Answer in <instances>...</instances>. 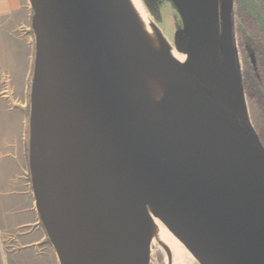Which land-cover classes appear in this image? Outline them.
<instances>
[{
    "label": "water",
    "instance_id": "water-1",
    "mask_svg": "<svg viewBox=\"0 0 264 264\" xmlns=\"http://www.w3.org/2000/svg\"><path fill=\"white\" fill-rule=\"evenodd\" d=\"M179 1L191 64L170 62L186 102L169 142L119 1L30 0L31 182L60 264H151L156 232L199 264H264V145L232 104L234 0L222 23L219 0Z\"/></svg>",
    "mask_w": 264,
    "mask_h": 264
},
{
    "label": "crops",
    "instance_id": "crops-1",
    "mask_svg": "<svg viewBox=\"0 0 264 264\" xmlns=\"http://www.w3.org/2000/svg\"><path fill=\"white\" fill-rule=\"evenodd\" d=\"M32 17L30 0H0V264H60L36 208L16 125L6 122L17 116L11 108L13 94L31 89L36 52ZM22 32L26 37L19 41Z\"/></svg>",
    "mask_w": 264,
    "mask_h": 264
},
{
    "label": "rangeland",
    "instance_id": "rangeland-1",
    "mask_svg": "<svg viewBox=\"0 0 264 264\" xmlns=\"http://www.w3.org/2000/svg\"><path fill=\"white\" fill-rule=\"evenodd\" d=\"M143 10L146 14L150 26L153 28L162 51L169 52L177 50L176 39L184 36L188 32L187 20L179 0H140ZM223 0H219V15L222 23ZM253 20L259 30L264 34V0H234L233 24L236 37V54H235V83H234V99L233 106L238 108V112L250 122L261 141H264V114L253 102L246 91L242 88V78L246 79L249 85H253V76L250 73L249 58L243 48L240 46L242 40L251 38L248 31L246 21L244 19ZM220 30V36H222ZM26 37V33L22 32L18 40L21 41ZM162 43V44H160ZM20 47V46H18ZM166 50V51H165ZM182 54V53H180ZM36 56V52L34 51ZM35 59V58H34ZM35 64V61H34ZM5 82L10 81L9 76H4ZM251 87L249 86V90ZM31 91L23 93L16 91L13 94L15 98L11 108L15 110L17 116L14 118H6V122L13 121L16 125L18 140L24 147V153L27 160L28 170L30 171V117H31ZM264 95V91H262ZM168 112L172 114L170 108ZM3 119V118H2ZM171 247L170 257L158 246L152 247L151 264H199L191 254L187 253L175 242L173 238L168 239ZM166 256V258H165ZM170 259V260H169Z\"/></svg>",
    "mask_w": 264,
    "mask_h": 264
},
{
    "label": "bare ground",
    "instance_id": "bare-ground-1",
    "mask_svg": "<svg viewBox=\"0 0 264 264\" xmlns=\"http://www.w3.org/2000/svg\"><path fill=\"white\" fill-rule=\"evenodd\" d=\"M118 1L124 9L132 35L136 76L142 97L157 128L169 142H172L173 128L185 107L186 92L176 80L170 62L179 66H188L191 64L190 57L176 50L162 51L140 0ZM207 88L210 92L216 93L213 85L208 84ZM169 108L172 114L168 112ZM170 238L173 237L156 232L152 247L158 246L170 257L171 247L168 243ZM173 239L189 253L178 240Z\"/></svg>",
    "mask_w": 264,
    "mask_h": 264
},
{
    "label": "trees",
    "instance_id": "trees-1",
    "mask_svg": "<svg viewBox=\"0 0 264 264\" xmlns=\"http://www.w3.org/2000/svg\"><path fill=\"white\" fill-rule=\"evenodd\" d=\"M247 24L251 38L242 40L240 46L249 58L250 73L253 76V85H249L246 79L242 78V87L249 98L259 106L264 114V34L259 30L253 20L244 19ZM249 86L251 89L249 90ZM264 145V141H262Z\"/></svg>",
    "mask_w": 264,
    "mask_h": 264
},
{
    "label": "flooded vegetation",
    "instance_id": "flooded-vegetation-1",
    "mask_svg": "<svg viewBox=\"0 0 264 264\" xmlns=\"http://www.w3.org/2000/svg\"><path fill=\"white\" fill-rule=\"evenodd\" d=\"M183 41V40H182ZM185 42V41H184ZM223 55L221 54V52L218 53V57H217V63L219 64V62L222 60Z\"/></svg>",
    "mask_w": 264,
    "mask_h": 264
}]
</instances>
